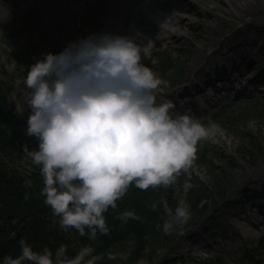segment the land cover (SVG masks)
Wrapping results in <instances>:
<instances>
[{"label": "clouds", "instance_id": "clouds-1", "mask_svg": "<svg viewBox=\"0 0 264 264\" xmlns=\"http://www.w3.org/2000/svg\"><path fill=\"white\" fill-rule=\"evenodd\" d=\"M140 35L139 30L89 33L60 52L41 53L24 76L30 110L26 134L38 145L24 144L23 150L40 166L41 195L63 230L75 228L90 239L110 231L105 213L117 208L133 184L140 189L175 186L183 174L186 195L194 187L190 169L199 142L223 131L216 121L204 124L176 110L173 100L157 102L163 81L142 62ZM151 207L163 208L166 234L190 218L183 197L175 208L163 198ZM118 215L124 222L140 219L134 210ZM19 245V255L7 254L0 264H96L101 258L91 244L74 256L66 244L37 249L21 237Z\"/></svg>", "mask_w": 264, "mask_h": 264}, {"label": "rangeland", "instance_id": "rangeland-1", "mask_svg": "<svg viewBox=\"0 0 264 264\" xmlns=\"http://www.w3.org/2000/svg\"><path fill=\"white\" fill-rule=\"evenodd\" d=\"M118 1L0 0V86L5 93L8 110L15 120H20L18 122L22 125L25 135L30 112L26 107L29 90L24 84L27 68L35 59L40 58L41 53L60 52L69 41L92 32H102L105 23L111 19V6ZM214 25L215 31L212 35L207 31L197 35V28H193L184 40L180 59L167 42H159L152 53L142 52V62L158 73L163 81L156 92L158 103L173 97L172 100L177 105L176 110L181 109L184 99H180V93L186 88L176 89L179 90L176 93L164 89L171 88L180 80L186 82L192 72L188 65L191 57L189 48L194 42L203 40L204 34L210 38L227 36L229 39L225 43L232 40L234 44H247L254 40L264 47V5L258 12L246 17L241 24L232 19H221ZM250 47L248 52L238 50L237 53H231L226 65L230 70L228 78L229 82H232L231 87L235 86L232 93L244 86L253 93L238 91L218 103H214L216 96H211L210 102L214 106L196 116L204 124L216 121L223 129L216 137L199 142L197 155L190 169L191 181L198 186L192 189L194 193L200 187H205L206 191L195 197L190 196L189 191L186 195L179 192L178 200L183 197L190 206L189 220L179 226L174 242L167 247H160L149 257H144L135 264H264V238L245 236L242 230L237 229L236 223H231V220H234L231 219L232 214L245 211L250 213L260 229L263 228L259 220L264 221V216L249 211V208L253 207L250 199L252 192L249 189L253 186L248 183L236 191L233 189L236 178L226 172L234 171L227 153L235 156L243 168L264 165V82L253 85L236 81L239 72L246 71V67L241 65V56L245 58L250 54L247 56V62L264 58V48L259 49L255 45ZM162 63L170 69L162 71ZM235 63L238 64L236 68L233 67ZM257 72V75L264 74V60L257 67ZM186 85L187 83L184 87ZM161 91H164L163 96ZM170 94L173 96L166 97ZM195 100L204 104L202 98ZM215 143L220 144L226 154L213 148ZM8 149L12 157H17L18 160L13 162L3 157H0V160L6 161L9 169L15 168L20 173L28 174L31 169L25 154L16 148ZM180 177L185 176L182 174ZM259 177L258 179L264 180V173H260ZM254 188L259 191L261 189ZM219 189L226 190L228 197L224 200L218 195ZM238 199L240 203L237 202ZM256 201L259 202V199ZM260 202L264 204V200ZM262 210L264 211V208ZM201 213L205 215H200ZM113 256L117 261L115 264L122 263L123 255Z\"/></svg>", "mask_w": 264, "mask_h": 264}, {"label": "trees", "instance_id": "trees-1", "mask_svg": "<svg viewBox=\"0 0 264 264\" xmlns=\"http://www.w3.org/2000/svg\"><path fill=\"white\" fill-rule=\"evenodd\" d=\"M169 69V66L162 63V71ZM18 121L8 110L5 93L0 86V157L16 162L18 158L12 157L8 149L16 148L25 154L31 169L28 174H23L15 168L9 169L7 162L0 160V258L7 254L19 255L21 237H26L37 249L48 245L55 250L61 244H66L69 255L72 256L83 246L91 244L94 254L101 257L96 264H115L117 261L109 258V254L123 255L121 264H135L160 247H167L174 242L177 231L171 234L163 232L164 210L162 207L153 209L151 204L163 198L170 207L175 208L179 192L185 195L181 186L185 177H179L177 185L168 187L140 189L133 184L118 199L117 208L109 207L105 213L110 228L107 234L98 233L95 239H90L87 234L81 236L75 228L63 230L58 222L59 218L53 216L51 207L45 204V198L41 195L44 184L40 166L34 164L23 150L24 144L31 149L37 147L38 142L34 136L25 135ZM196 187L198 186L194 185L188 190L190 196L195 197L206 191L205 187H200L194 193L192 189ZM218 195L224 199L226 190L219 189ZM125 210H134L140 219L129 218L127 222L122 221L118 214ZM129 241L132 243L129 244Z\"/></svg>", "mask_w": 264, "mask_h": 264}, {"label": "bare ground", "instance_id": "bare-ground-1", "mask_svg": "<svg viewBox=\"0 0 264 264\" xmlns=\"http://www.w3.org/2000/svg\"><path fill=\"white\" fill-rule=\"evenodd\" d=\"M263 5L264 0H123V2L119 0L111 6V19L105 23L102 32L134 34L139 30L141 35L138 36V40L145 43L143 52L152 53L159 42H167L176 51V57L180 59V50H183L184 40L191 34L193 28H197V35L206 31L212 35L215 31L214 24L216 21L232 19L235 23L241 24L246 20V17L253 12H258ZM209 38L207 34H204L203 40L194 42L189 48L191 57L188 65L192 72L186 82L189 83V87L198 88L197 92H192L189 88L181 91L180 97L182 99L188 98L187 103L189 105H196V98H202L206 103H211L209 94H212L217 78L232 85L228 78L230 70L226 65L231 53H237L238 50L248 52L252 45L259 49L264 48L263 45L254 40L247 44H234L232 40L225 43L229 39L227 36H211ZM247 56L250 54L246 55L245 58L241 56L243 59L241 65L246 67V71L239 72V75L236 74V81L259 85L264 82V74L257 75V67L264 58L247 62ZM234 66L236 68L238 64L235 63ZM169 89L170 87H166L164 90L169 91ZM241 92L253 93L246 86L241 88ZM162 93L164 91H161V96ZM220 146V144L215 143L213 148L224 154L225 150ZM226 155L234 170L233 172L230 170L226 172L229 176L236 178L233 189L240 190L248 183L253 186L249 189L252 192L250 199L253 206L249 208V211H257V209L264 207L256 201L258 199L259 201L264 200V180L258 179L260 178L259 174L264 173V165L255 168H243L235 156L228 153ZM254 187L261 188L263 191L260 189V192ZM258 214L264 215L262 210H259ZM231 219H234L231 220V223L232 221L236 223L237 229L242 230L245 236L264 238V221L261 223L263 228L260 229L256 225L257 223L252 220L249 212H236L232 214Z\"/></svg>", "mask_w": 264, "mask_h": 264}]
</instances>
